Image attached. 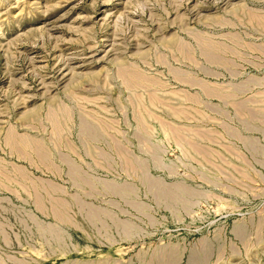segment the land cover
<instances>
[{"label":"rangeland","instance_id":"1","mask_svg":"<svg viewBox=\"0 0 264 264\" xmlns=\"http://www.w3.org/2000/svg\"><path fill=\"white\" fill-rule=\"evenodd\" d=\"M0 264H264V0H0Z\"/></svg>","mask_w":264,"mask_h":264}]
</instances>
